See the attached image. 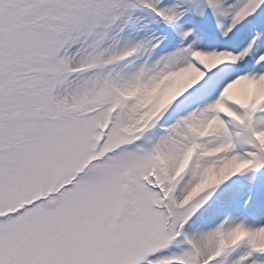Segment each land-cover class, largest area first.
Wrapping results in <instances>:
<instances>
[{"label":"snow or ice","instance_id":"obj_1","mask_svg":"<svg viewBox=\"0 0 264 264\" xmlns=\"http://www.w3.org/2000/svg\"><path fill=\"white\" fill-rule=\"evenodd\" d=\"M0 264H264V0H0Z\"/></svg>","mask_w":264,"mask_h":264}]
</instances>
